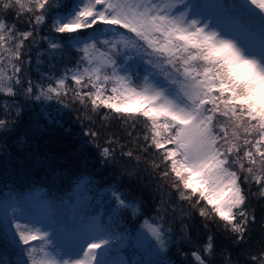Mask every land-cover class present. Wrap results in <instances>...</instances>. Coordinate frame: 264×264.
Masks as SVG:
<instances>
[{"label": "snow or ice", "instance_id": "6c2138e0", "mask_svg": "<svg viewBox=\"0 0 264 264\" xmlns=\"http://www.w3.org/2000/svg\"><path fill=\"white\" fill-rule=\"evenodd\" d=\"M53 8L68 10L50 17ZM21 17L26 30L18 27ZM46 22L60 34L103 25L101 34L111 39L73 36L83 66L46 87L36 88L29 81L23 92L32 99L51 100L71 91L73 99L93 112L107 109L125 124L142 119L145 150L159 152L162 176L171 180L180 199L206 220L219 218L236 242H243L250 222L256 221L248 201L264 197V0L203 5L192 0H74L70 8L63 0H0V93L18 94L26 41ZM49 46L61 48L55 40ZM133 59L148 66L142 83L129 70ZM69 78L74 88L69 89ZM6 126L0 119V130ZM101 156L107 163L114 154L103 148ZM113 197L120 207L129 206L120 194ZM17 207L6 203L0 213L7 225L14 223L13 235L27 246L21 264H171L163 255L171 236L161 223L145 222L155 240L145 251L155 259H110L127 246V237L111 224L81 213L71 229L74 243L65 252L50 248L52 232L31 220L21 223ZM202 252L192 253L195 261L210 264L213 236L207 237ZM252 259L264 264V251Z\"/></svg>", "mask_w": 264, "mask_h": 264}, {"label": "trees", "instance_id": "16d2710c", "mask_svg": "<svg viewBox=\"0 0 264 264\" xmlns=\"http://www.w3.org/2000/svg\"><path fill=\"white\" fill-rule=\"evenodd\" d=\"M73 2L63 0L69 8ZM192 2L203 5L212 0ZM67 10L53 8L49 16L57 17ZM7 19L15 21L13 15ZM24 19L21 17L18 23L21 30L28 28ZM105 27L97 25L75 34H60L46 22L37 26L34 39L26 41L19 92L15 97L0 93V119L7 121L6 128L0 130V207L21 202L31 209L32 200L39 196L51 207L57 224L65 225L68 231L81 213L87 216L99 213L104 223L114 215L115 219L108 224L127 237V246L111 254L121 252L128 260L156 258L145 251L149 244L155 245L154 239L134 247L138 244L134 233L146 221H155L169 230L171 241L163 255L171 264H197L192 253L200 251L204 255L202 245L209 235L214 237L210 264H255L252 257L264 251V197H250L248 206L254 210L256 221L250 222L245 240L237 243L219 218L201 217L197 208L181 200L175 189H169L168 200L161 198L162 188L169 183L162 176L164 165L159 152L151 147L145 150L148 142L142 139L146 133L142 119L125 124L107 109L93 112L73 99L71 91L51 100L32 99L23 92L29 81L39 88L54 84L62 76L70 77L72 71L83 66L82 53L74 46L73 36L76 39L98 36V31L103 32ZM51 40L60 43L61 48L51 49ZM128 64L140 77L145 74L144 63L139 59ZM67 83L69 89L75 87L70 78ZM90 132L96 135H89ZM110 140L115 142L109 144ZM103 148H110L114 154L107 163L101 156ZM129 151L133 153L131 157L126 155ZM154 164L161 167L158 169ZM251 190L255 193L257 186L253 184ZM114 192L126 199L127 208L118 205ZM16 216L21 223L29 221L23 215L16 213ZM13 233L14 223L7 225L0 213V264H21L27 258L24 251L27 246Z\"/></svg>", "mask_w": 264, "mask_h": 264}, {"label": "rangeland", "instance_id": "374dc122", "mask_svg": "<svg viewBox=\"0 0 264 264\" xmlns=\"http://www.w3.org/2000/svg\"><path fill=\"white\" fill-rule=\"evenodd\" d=\"M194 18H200L203 19V17H194ZM104 32V31H103ZM102 31H98V38L99 40H104V39H111V36L109 35H102ZM93 35H89L86 38H82L79 40H89ZM148 66L144 64L143 66V71L145 72V68ZM129 70L137 73L136 69H132L131 66H129ZM147 73L142 75H146ZM142 77H140L138 74L134 77L137 80V83H142ZM141 80H138V79ZM169 186L167 188L163 187L162 192L160 193L161 198L165 201L168 200L171 194L168 192L169 189H172L171 187V180L168 179ZM174 189V188H173ZM106 198H109L107 196ZM163 201V202H164ZM161 202V203H163ZM17 214L25 216L28 220H31L33 223H35L36 227H40L42 230H47L52 232V244L50 248H55V249H61L63 251H68V249L73 245V234L71 231H68V228L63 225V224H57L55 217L52 215V209L51 207L42 199H40L39 196H35L34 199L32 200V208L28 209L25 206V203L17 202ZM91 214L88 217H94L102 220V217L100 218V214ZM114 218V215H111L108 218V221L105 222V224H108L109 222H112ZM53 223L54 227L49 228L48 224ZM122 223V221H119V224ZM134 237L137 239L138 243H146L149 240L153 239L151 234L147 231V228L145 226L141 227L134 233ZM144 245V244H143ZM139 255V253H135ZM64 258H68L65 256ZM110 259H124L128 260L126 255L121 253L116 254L113 256V254L110 255Z\"/></svg>", "mask_w": 264, "mask_h": 264}]
</instances>
